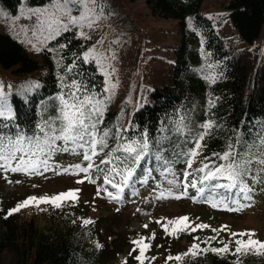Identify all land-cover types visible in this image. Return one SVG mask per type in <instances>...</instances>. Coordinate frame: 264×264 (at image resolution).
Here are the masks:
<instances>
[{
	"label": "trees",
	"instance_id": "16d2710c",
	"mask_svg": "<svg viewBox=\"0 0 264 264\" xmlns=\"http://www.w3.org/2000/svg\"><path fill=\"white\" fill-rule=\"evenodd\" d=\"M50 1L0 0V4L11 12H17L22 3L25 7L37 8ZM144 1L153 15L177 22L180 42L174 52L169 83L153 87L149 101L130 115L126 126L124 117L127 103L123 102L116 108L113 106L107 93L103 92L104 76L96 65L93 62L81 63L88 41L77 37L71 30L62 32L40 49L42 67L46 73L38 83L34 84L30 76L23 80L22 91L13 90L8 95V106L15 116L9 123L18 125L30 134L35 125L43 123L53 114L54 107L59 104V95L66 90L63 84L69 83L70 78H76L89 88L94 86L95 92L108 98L102 127L114 130L120 125L134 126L137 133H149L150 157L144 167L153 171L150 175L147 171L141 173L139 181L126 187L118 201L114 200L118 203H122L124 198L129 201L138 190L158 188V182L165 179L161 162L155 159L158 154L172 162L168 166L175 176L183 178L187 166L184 157L177 153L187 151L192 146L188 130L199 131L200 124L208 120L213 121L214 127L203 141L202 155L194 168L200 167L204 157L211 153H223L237 138L250 146L256 161L264 155V144L261 143L264 141V56L257 63L253 84L245 94V65L238 53L226 49L212 21L202 14L203 0ZM225 7L240 39L253 43L264 27V0H229ZM72 64L76 68L69 72L67 69ZM0 68L16 77H25L35 74L41 64L29 56L24 45L16 38L0 33ZM185 124L187 128H183ZM177 127L183 128V135L175 132ZM186 138L188 143H185ZM160 149L163 151L160 152ZM57 154L82 160V156L72 153H56L53 157ZM100 155L103 156V153ZM94 161L98 164L99 157ZM83 164L86 166V162ZM262 166L253 163L252 174L246 178L252 188V199L242 200L241 203L253 201V196L264 181V172L258 171ZM92 179L96 181L95 186H104L102 177L96 171ZM105 187L110 191V186ZM188 194L194 200L203 202L195 189L189 188ZM225 204L227 208H218L228 211L238 208L231 200L225 201ZM7 212L0 209V264L6 251L16 255L17 264H99L102 250L93 227L79 233L75 231V224L63 230L49 226L47 231H43L37 226L36 218L28 219L20 211L5 218ZM236 247L234 245L229 247L228 252L217 253L211 249L218 246L208 245L198 255L180 260L175 259L177 252L169 251L163 264H264L263 253L248 251L237 254Z\"/></svg>",
	"mask_w": 264,
	"mask_h": 264
},
{
	"label": "rangeland",
	"instance_id": "374dc122",
	"mask_svg": "<svg viewBox=\"0 0 264 264\" xmlns=\"http://www.w3.org/2000/svg\"><path fill=\"white\" fill-rule=\"evenodd\" d=\"M228 1L203 0L201 12L212 21L226 49L238 53L239 59L244 63L246 94L253 84L256 65L264 56V27L253 43L242 41L230 22L225 7ZM55 2L56 0H52L37 8H28L22 3L17 12H11L0 4V33L16 38L24 45L29 56L41 64L35 74L25 77H16L0 68V96L6 99L8 105L9 93L13 90L22 91L23 80L31 76L30 80L37 84L39 78L46 73V69L42 67L40 49L51 39L47 38V25L38 28L37 16L33 13L41 14L51 10ZM100 3L103 13L92 28L70 27V30L77 37L88 41L85 51L95 50L102 54L105 57L104 64L110 66L109 70L115 69L107 85L110 88L107 95L115 108L123 102L127 103L128 109L124 117L126 126L130 115L149 101L150 90L169 83L174 52L180 42L179 27L174 20L153 15L144 0H100ZM81 31L87 38L80 36ZM93 63L96 65L95 61ZM96 67L102 74L99 67ZM112 84L116 85L115 88H111ZM201 155L202 153L195 158L193 168ZM76 164L85 166L80 158L61 157L57 154L49 161L50 167L55 170L42 175L25 172L12 174L0 170V209L9 211L32 196L51 197L78 189V198L74 202H63L60 207L41 203L25 207L20 212L28 219L36 218L37 226L43 231H47L49 226H57L63 230L75 224V231L79 233L93 227L102 250L99 264H140L135 256L139 255L142 245L133 244V241L142 238L149 245L142 258L143 264H163L169 251H175L178 256L187 259L198 255L205 246L215 245L221 248L227 244L229 248L237 246V239L249 238L232 236V233L249 232L253 234L252 239L264 242V182L253 196L251 206L242 210L214 208L211 203L194 200L189 196L188 190L186 195L181 196L184 190L180 181L183 178L179 179L177 175L176 186L163 179L158 182V188L138 190L129 201L124 198L122 203H118L103 192L97 196L100 186H95L88 180L77 183L84 178V174H77L74 167ZM89 175L92 179L95 170ZM168 179H172V176ZM110 191L116 194L115 189L110 188ZM178 196L181 198L178 199ZM185 216L189 218L191 227L173 232L174 226L169 221ZM200 224L209 227L192 231V228ZM210 237L215 239L209 240ZM194 244L199 248L193 250ZM253 252L264 254V249H258L257 246ZM2 264H17L16 255L4 252Z\"/></svg>",
	"mask_w": 264,
	"mask_h": 264
},
{
	"label": "snow or ice",
	"instance_id": "6c2138e0",
	"mask_svg": "<svg viewBox=\"0 0 264 264\" xmlns=\"http://www.w3.org/2000/svg\"><path fill=\"white\" fill-rule=\"evenodd\" d=\"M102 13L103 6L100 0H56L51 10H46L41 14L33 13V15L37 16L38 28L47 25L49 32L47 38L55 39L62 32L69 31L70 27L92 28ZM41 17L44 18L41 19ZM80 36L87 38L83 31L80 32ZM104 59L102 54L96 53L95 50H89L84 52L81 63L87 64L95 61L105 76L106 87L103 92L108 93L110 88L107 85L110 83L111 75L115 69L109 70L110 66L104 64ZM75 68L76 65L72 64L67 70L72 72ZM115 86L112 84L111 88H115ZM63 88L66 90L59 95V104L54 107L53 114L47 117L43 123L35 125L30 134L20 129L18 125L9 123L15 119V116L8 107L6 99L0 96V170L5 173L25 172L30 175H42L55 170L49 165L54 154L72 153L82 156L83 162H86V166L81 164L74 166L77 174H84V178L78 180L77 183H84L85 180L96 183L89 175L92 170H95L102 177L104 185L98 187L97 196L103 192L109 198L118 201L126 187L139 181L141 173L147 171L150 175L153 171V169L144 167L150 157L149 133L146 131L137 133L134 131V126L120 125L114 130L106 126L102 127L105 124L108 98L95 92L94 86L89 88L85 82L76 78H70V82L63 84ZM187 127L186 124L183 125V128ZM213 127V121L208 120L200 124L199 131L194 132L193 129H189L188 136L192 146L187 151L177 153L178 156L184 157L187 166L183 171V180L180 181L184 190L181 196L186 195L189 188H193L204 202L211 203L214 208L221 206L227 208V204H225L227 200L238 205V208L229 210L235 211L250 207V203H241L242 200L251 201L252 199L250 195L252 188L248 185L246 178L252 174L253 163L264 165V158L256 161L255 153L251 151L246 142L237 138L235 143L229 144L223 153L213 152L204 157L200 167H192L195 158L202 153L203 141ZM183 128L177 127L175 132L183 135ZM188 142L189 140L186 138L185 143ZM261 143L264 144V141ZM159 151L162 152L163 149ZM101 153L103 156L100 155ZM96 157H99L98 164L94 161ZM155 159L161 162L160 166L167 182L176 186L175 173L168 166L172 162L162 154L156 155ZM65 171L69 170L65 169ZM258 171L264 172V167L259 168ZM169 175L172 176V179H168ZM190 177L191 179H189ZM253 178L255 179V177ZM105 186L115 189L116 194L114 195ZM78 191V189L68 190L51 197H29L10 209L5 218L32 205L47 203L60 207L63 202H74L78 198ZM161 198H163V193H161ZM169 224L174 226L173 232L191 227L187 216L171 220ZM208 227L209 225L200 224L192 228V231ZM167 230L165 227L166 232ZM252 235L249 232L232 233V236L249 237L247 240L237 239L235 241L237 245L235 253L255 251L257 246L258 249H264V242L252 239ZM211 239H215V237H210L209 240ZM133 244L142 245L139 248V255H136L135 259L143 264L142 258H144L145 250L149 245L143 242V238L133 241ZM198 248V245H193V250ZM211 250L221 253L228 252L229 248L225 244L221 248H212ZM167 259L171 260L172 257ZM175 259L180 260L181 257L176 256Z\"/></svg>",
	"mask_w": 264,
	"mask_h": 264
}]
</instances>
